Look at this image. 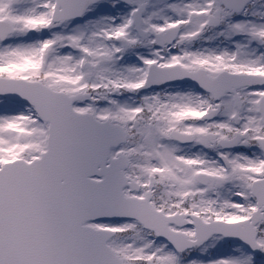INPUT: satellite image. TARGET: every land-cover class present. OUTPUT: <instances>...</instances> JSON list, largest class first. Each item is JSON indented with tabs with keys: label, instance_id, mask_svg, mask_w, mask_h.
<instances>
[{
	"label": "snow or ice",
	"instance_id": "snow-or-ice-1",
	"mask_svg": "<svg viewBox=\"0 0 264 264\" xmlns=\"http://www.w3.org/2000/svg\"><path fill=\"white\" fill-rule=\"evenodd\" d=\"M0 264H264V0H0Z\"/></svg>",
	"mask_w": 264,
	"mask_h": 264
}]
</instances>
